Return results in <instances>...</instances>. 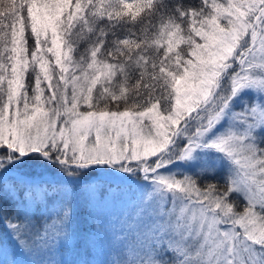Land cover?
<instances>
[{
    "label": "snow or ice",
    "instance_id": "6c2138e0",
    "mask_svg": "<svg viewBox=\"0 0 264 264\" xmlns=\"http://www.w3.org/2000/svg\"><path fill=\"white\" fill-rule=\"evenodd\" d=\"M0 264H264V0H0Z\"/></svg>",
    "mask_w": 264,
    "mask_h": 264
}]
</instances>
